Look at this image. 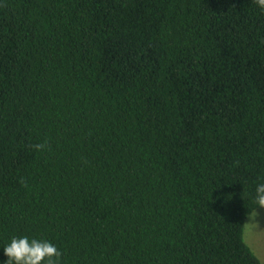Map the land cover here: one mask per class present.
<instances>
[{"label": "trees", "instance_id": "trees-1", "mask_svg": "<svg viewBox=\"0 0 264 264\" xmlns=\"http://www.w3.org/2000/svg\"><path fill=\"white\" fill-rule=\"evenodd\" d=\"M259 183L255 0H0V264H261Z\"/></svg>", "mask_w": 264, "mask_h": 264}, {"label": "clouds", "instance_id": "clouds-1", "mask_svg": "<svg viewBox=\"0 0 264 264\" xmlns=\"http://www.w3.org/2000/svg\"><path fill=\"white\" fill-rule=\"evenodd\" d=\"M258 7L264 9V0H255ZM42 149L44 145H35ZM256 208H264V183H259L255 191ZM256 208L249 213L251 218L257 215ZM8 257L5 264H61L62 253L52 243L46 240H29L28 237L13 238L9 245L3 248Z\"/></svg>", "mask_w": 264, "mask_h": 264}, {"label": "rangeland", "instance_id": "rangeland-1", "mask_svg": "<svg viewBox=\"0 0 264 264\" xmlns=\"http://www.w3.org/2000/svg\"><path fill=\"white\" fill-rule=\"evenodd\" d=\"M256 213L255 218L249 216L245 222L244 240L261 264H264V208H258Z\"/></svg>", "mask_w": 264, "mask_h": 264}]
</instances>
